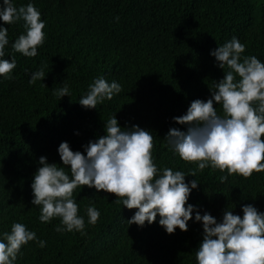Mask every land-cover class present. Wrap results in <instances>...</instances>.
<instances>
[{
	"label": "trees",
	"instance_id": "trees-1",
	"mask_svg": "<svg viewBox=\"0 0 264 264\" xmlns=\"http://www.w3.org/2000/svg\"><path fill=\"white\" fill-rule=\"evenodd\" d=\"M12 2L17 8L33 4L45 24L38 54L26 57L12 48L26 34L24 22L6 25L0 20L9 41L0 59L16 62L9 74L0 75V240L14 223L37 237L21 247L14 264H198L203 226L195 221L196 211L218 222L226 209L242 217L248 204L264 213V172L244 178L209 165L191 176L198 164L182 160L165 138L170 128L187 130L173 117L186 114L192 101L210 98V89L223 78L211 51L236 37L245 45L242 58L255 56L264 63V0ZM40 70L45 78L30 83ZM97 78L119 83L121 91L87 109L79 100ZM65 85L68 96L54 95ZM214 106L222 116V106ZM115 115L122 131L136 125L151 132L159 170L181 171L186 183L197 180L188 199L195 210L186 232L177 228L168 234L159 216L143 227L129 224L135 209L116 203L114 194L87 186L73 193L85 222L82 231L57 232L63 227L59 217L40 221L41 208L31 203L39 158L62 167L61 142L86 155L84 145L106 135L104 126ZM222 176H227L224 182ZM90 206L100 213L94 225L88 222ZM40 240L45 247H39Z\"/></svg>",
	"mask_w": 264,
	"mask_h": 264
},
{
	"label": "clouds",
	"instance_id": "clouds-1",
	"mask_svg": "<svg viewBox=\"0 0 264 264\" xmlns=\"http://www.w3.org/2000/svg\"><path fill=\"white\" fill-rule=\"evenodd\" d=\"M40 12L29 3L17 8L12 0L0 5V20L6 25L23 21L26 34H21L12 44L15 52L35 57L37 48L44 42L45 28ZM7 27H0V57L9 43ZM245 45L236 37L210 52L224 76L210 89L206 101L191 102L186 114L173 117L175 123L187 125L186 131L170 128L166 140L170 148L185 162L198 164L202 171L209 165L228 175L249 178L254 172H264V63L255 56L241 57ZM16 67L14 59H0V75L6 76ZM227 67L228 71H224ZM239 77V79H237ZM43 70L31 75L30 83L43 80ZM121 91L115 81L109 84L97 78L89 85V92L79 100L87 109H96L105 98L111 100ZM67 85L54 92L59 97L68 96ZM214 103L222 106L218 115ZM254 105H256L254 107ZM106 135L84 145V152L72 151L67 142H61L58 153L62 167L48 163L41 156V165L34 173L31 184L34 199L40 206L39 219L48 223L59 217L63 227L57 232L82 231L84 219L78 215V205L73 199L77 187L95 188L114 194L129 210L135 209L129 224L143 227L160 217L159 225L168 234L179 228L188 230L194 206L188 203L190 193L198 187L196 179L186 183V175L170 168L159 170L153 162L154 138L149 130L132 126L122 131L116 115L106 126ZM70 168V175L65 167ZM227 176L220 177L224 182ZM243 216L225 210L220 222L211 214L196 211L195 221L202 222L203 240L195 258L198 264H264V213L253 205L242 207ZM89 223L95 224L100 213L87 208ZM36 233L21 223H14L11 232L3 233L0 240V264H14L23 245L36 240ZM43 248L46 242L38 241Z\"/></svg>",
	"mask_w": 264,
	"mask_h": 264
}]
</instances>
